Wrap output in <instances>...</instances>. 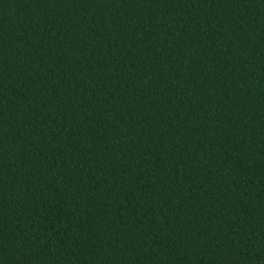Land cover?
Segmentation results:
<instances>
[{"label":"trees","instance_id":"obj_1","mask_svg":"<svg viewBox=\"0 0 264 264\" xmlns=\"http://www.w3.org/2000/svg\"><path fill=\"white\" fill-rule=\"evenodd\" d=\"M0 264H264V0H0Z\"/></svg>","mask_w":264,"mask_h":264}]
</instances>
